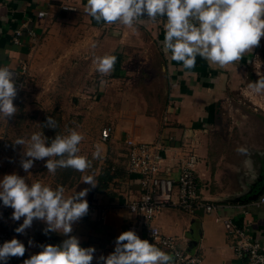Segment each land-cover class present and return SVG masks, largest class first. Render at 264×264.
Segmentation results:
<instances>
[{
    "label": "crops",
    "instance_id": "crops-1",
    "mask_svg": "<svg viewBox=\"0 0 264 264\" xmlns=\"http://www.w3.org/2000/svg\"><path fill=\"white\" fill-rule=\"evenodd\" d=\"M86 2L0 0V66L17 69L25 64L31 71L38 56L34 55L33 46L40 37H45L48 45L58 46L59 64L71 59L88 62L89 68L84 70L83 76H101L95 70L94 56L113 54L117 57L111 75L102 76L107 78L106 83L95 84L97 92L105 93L102 101L106 127L102 130L109 129L110 135L106 141L101 138V145L105 147L103 168L94 177L97 186L86 197L88 201L90 195L93 196L89 212L73 225L72 235L80 239L82 247H95L92 264H96L95 257L114 251L115 240L124 231L135 230L144 239L127 208L139 195V184L136 175L127 170L125 142L133 139L153 144L161 140V154L165 156L167 173L172 178L177 177L186 155L196 156L195 176L201 197L215 205L216 210L209 214L203 209L193 213L163 210L158 212L154 225L163 235L176 238L185 251H196L201 257L200 264H244L234 257L222 222L230 220L241 225L249 221L255 228L253 233L260 232L264 239V204L258 207L253 204L264 197V179L251 183L249 174L232 178V165L223 177L220 161L211 147L209 130L214 124L218 103L229 101L230 95L256 74L258 47L238 64L227 68L210 65L197 56L195 67L186 70L162 51L166 18H158L156 23H137L133 28L98 24L84 11ZM63 6L73 11L63 10ZM39 12H44L45 17L39 18ZM144 16L142 18L146 19ZM16 30L22 31L20 46L12 42ZM55 30L58 34L53 37ZM29 31L33 32V37L27 34ZM132 63L136 64L135 68ZM74 67L77 70L78 63ZM164 117L168 118L167 123H163ZM7 122L0 117V149L2 142H6ZM83 185L65 191V197L91 188ZM242 209L250 215L245 217ZM12 212L0 213V226L8 228L31 254L42 250L39 245H59L67 238L55 232L45 235L46 224L39 220H34L25 234H17L15 228L23 223V217L14 221ZM29 240L33 241L32 246Z\"/></svg>",
    "mask_w": 264,
    "mask_h": 264
},
{
    "label": "clouds",
    "instance_id": "clouds-1",
    "mask_svg": "<svg viewBox=\"0 0 264 264\" xmlns=\"http://www.w3.org/2000/svg\"><path fill=\"white\" fill-rule=\"evenodd\" d=\"M84 11L98 24L126 28L166 18L162 51L186 70L195 67L197 56L222 69L238 64L264 38V0H87ZM145 14L147 19L142 18ZM116 61L113 54L93 58L95 70L101 76L111 75ZM257 75L259 79L250 82L248 88L255 94H264V75ZM100 83L106 82L101 80ZM17 95V74L9 66H0V117L5 120L15 117ZM42 126L55 129L56 122L47 117ZM83 139L81 133L70 129L67 135L56 134L50 141L42 132H35L27 140L18 137L12 143L24 149L20 164L25 172H29L35 161L47 158L45 167L50 173L55 174L58 168L84 173L91 162L80 155L79 145ZM237 152L247 155L248 149L241 146ZM99 156L97 148L93 158ZM83 183L91 188L65 197L63 186L53 189L41 182L29 185L16 173L0 178V201L13 209L14 221L23 217V223L15 228L17 234H25L33 221L39 220L46 224L45 235L55 232L67 237L59 245H39L42 250L24 259L23 264H92L95 247H82L80 239L72 235L73 225L89 212L88 193L97 186L92 176L83 177ZM28 244L32 246L33 241L29 240ZM25 252V244L20 240L5 241L0 245V262L7 264L12 257H24ZM95 259L96 264H175L173 255L141 239L135 230L122 232L115 240L114 251ZM258 260L259 264H264V257Z\"/></svg>",
    "mask_w": 264,
    "mask_h": 264
},
{
    "label": "rangeland",
    "instance_id": "rangeland-1",
    "mask_svg": "<svg viewBox=\"0 0 264 264\" xmlns=\"http://www.w3.org/2000/svg\"><path fill=\"white\" fill-rule=\"evenodd\" d=\"M57 34L55 30L52 36ZM33 47L34 55L38 56L31 71L27 69L17 114L6 125L4 140L9 147L6 142H2L0 178L16 173L24 177L29 185L41 182L53 189L63 186L65 191H72L79 184L80 187L84 186L83 177H95L99 169L103 168L101 161L105 147L101 145V131L106 127L103 123L106 111L102 101L105 93L97 92L95 84L107 78L98 75L83 76L84 70L89 68L88 62L79 63L71 59L59 64L58 46L48 45L45 37H40ZM75 63H78L77 70L74 69ZM83 63L87 64L84 66ZM132 67L135 68L136 64L132 63ZM255 71L256 74L253 73L241 89L230 95L229 101L218 103L215 121L209 130L211 147L217 155V161H220L222 176L225 177L232 165V178L249 174L251 183H259L264 179V94H255L248 88L250 82L259 79L257 73L264 75V38L257 48ZM47 117H52L56 122L55 129L42 126ZM70 129L78 131L84 137L79 147L80 155L86 156L91 162V167L86 172L58 168L55 174L50 173L45 167L47 158L35 161L29 172L23 170L20 161L24 149L12 142L18 137L27 140L35 132H42L50 141L56 134L67 135ZM241 146L248 149L247 155L237 152V148ZM97 148L100 156L93 158ZM246 161L250 163L246 164ZM177 192V187H174L173 195H177ZM170 209L173 208L165 207L161 211Z\"/></svg>",
    "mask_w": 264,
    "mask_h": 264
},
{
    "label": "built area",
    "instance_id": "built-area-1",
    "mask_svg": "<svg viewBox=\"0 0 264 264\" xmlns=\"http://www.w3.org/2000/svg\"><path fill=\"white\" fill-rule=\"evenodd\" d=\"M62 9L73 11L68 6H63ZM38 17H45V13L39 12ZM144 17L147 19L146 15ZM27 34L30 37L34 36L31 31ZM21 38L22 31L16 30L13 34V44L20 46L22 44ZM12 70L17 74L18 95L14 100L16 106L24 92L27 66L22 64L17 69L12 68ZM167 122L168 118L164 117L163 123ZM109 135V129L101 131L103 141L109 139ZM125 147L127 170L130 174L136 175L139 184V195L127 204L129 213L136 220L138 232L150 243L173 255L175 264H200L201 257L196 251H185L175 238L163 235L159 228L154 225L156 214L165 207H171L184 213H193L197 209H203L209 214L216 210L215 205L206 202L201 197L195 176L196 156L193 154L186 155L187 159L181 163L177 177L172 178L167 173L165 156L161 154V140L153 144H137L133 139H127ZM174 187H177L178 191L175 196L173 195ZM253 204L257 207L264 204V197ZM12 210L11 207L3 206L2 201H0L1 214H7ZM243 214L245 217L250 215L245 210ZM222 223L228 244L236 260L242 261L244 264H259L258 257H264V239L260 237V232H256V235L253 233V229H255L253 224L247 221L239 225L230 220H223ZM13 238L15 235L8 228L0 226V245ZM25 247L24 257H12L7 261V264H23V260L32 255L27 246Z\"/></svg>",
    "mask_w": 264,
    "mask_h": 264
},
{
    "label": "water",
    "instance_id": "water-1",
    "mask_svg": "<svg viewBox=\"0 0 264 264\" xmlns=\"http://www.w3.org/2000/svg\"><path fill=\"white\" fill-rule=\"evenodd\" d=\"M92 197H93V196L90 195V197H89V199H88V203H89V204H91V202H92Z\"/></svg>",
    "mask_w": 264,
    "mask_h": 264
}]
</instances>
